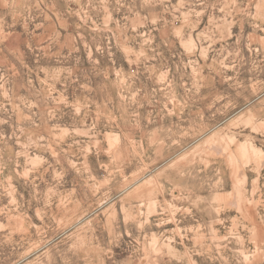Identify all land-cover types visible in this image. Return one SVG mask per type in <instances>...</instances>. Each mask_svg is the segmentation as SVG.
<instances>
[{
  "label": "rangeland",
  "instance_id": "1",
  "mask_svg": "<svg viewBox=\"0 0 264 264\" xmlns=\"http://www.w3.org/2000/svg\"><path fill=\"white\" fill-rule=\"evenodd\" d=\"M0 264H264V0H0Z\"/></svg>",
  "mask_w": 264,
  "mask_h": 264
}]
</instances>
